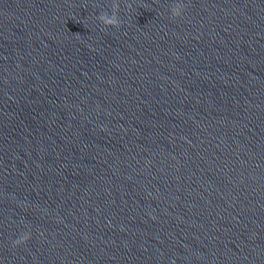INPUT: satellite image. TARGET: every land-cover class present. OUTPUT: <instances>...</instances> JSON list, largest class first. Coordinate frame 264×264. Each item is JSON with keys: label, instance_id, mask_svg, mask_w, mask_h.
<instances>
[{"label": "water", "instance_id": "1", "mask_svg": "<svg viewBox=\"0 0 264 264\" xmlns=\"http://www.w3.org/2000/svg\"><path fill=\"white\" fill-rule=\"evenodd\" d=\"M0 264H264V0H0Z\"/></svg>", "mask_w": 264, "mask_h": 264}]
</instances>
